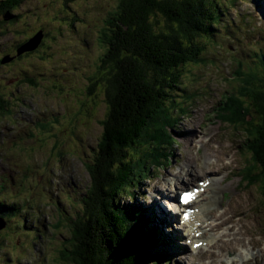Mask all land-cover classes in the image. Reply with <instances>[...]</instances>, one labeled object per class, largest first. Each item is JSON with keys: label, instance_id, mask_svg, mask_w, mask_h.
<instances>
[{"label": "rangeland", "instance_id": "rangeland-1", "mask_svg": "<svg viewBox=\"0 0 264 264\" xmlns=\"http://www.w3.org/2000/svg\"><path fill=\"white\" fill-rule=\"evenodd\" d=\"M221 1L224 14L219 27L213 30L216 35L208 41L202 40L205 44L202 60L188 63L177 72L179 86L169 95V100L180 102L186 108L183 113L172 111L173 117H180L167 128L174 136V144H164L161 149L163 154L169 153V162L164 155L163 165L153 169L150 176L132 189V205L137 202L140 208L141 203L154 209L156 206L158 210L148 216L152 219L151 226L162 235L149 250L150 260L154 255H163L157 260L159 264H203L204 258L210 264H225L222 260L225 255L240 257L242 262L238 238L228 243L233 246L223 256L201 251L203 255L192 257L189 252L198 249L193 247L195 242L187 237L173 241L170 238L174 234L168 238L163 236L185 225L174 221L164 225V229L160 213L164 211L170 218H176V212L170 211L176 210L172 203L179 191L205 181L206 173L218 171L212 168L215 165L206 169L205 156L211 149L206 144L209 138L212 144L213 139L222 142L227 150L224 153L231 149L232 153L226 155L232 165L230 171L213 176L211 188H217V193L207 187V192L192 208L196 209L199 220L208 219L205 209L209 204L219 208L231 204L237 212L241 210L246 234L258 242L256 249H247L245 254L250 258L255 254L259 262H264V195L259 185L248 181L251 160L246 133L242 127L236 130L216 116L226 103L224 94L234 92L238 86L230 80L236 64L242 62L245 70L259 66L256 55L264 54V3ZM118 2L22 0L20 6L9 11L15 20L0 11V103L3 105L0 108V165L5 166L0 170V200L7 202L0 203V217L7 221L6 228L0 232V264H72L67 259L71 225L91 184L88 165L98 150L103 132L101 120L108 111L104 96L107 68L104 78L98 80L99 58L106 50L102 31ZM158 18L156 25L162 27L164 17ZM40 26L49 30L45 33L47 39L32 55L14 63H1L4 54L15 53L25 36H32ZM93 81L98 82L89 95L87 91ZM186 98L192 99L186 103ZM250 114L258 120L253 110ZM196 136H202L197 145L192 139ZM186 165L190 170L188 175ZM179 171L184 180L174 178ZM163 188H167L164 196L160 194ZM239 191L238 202L233 203L232 198ZM130 199L125 195L119 203L128 205ZM13 203L18 205L17 210H9ZM250 212L255 217L247 214ZM205 239L201 240L206 242L201 247L208 250L216 238L208 233Z\"/></svg>", "mask_w": 264, "mask_h": 264}, {"label": "trees", "instance_id": "trees-1", "mask_svg": "<svg viewBox=\"0 0 264 264\" xmlns=\"http://www.w3.org/2000/svg\"><path fill=\"white\" fill-rule=\"evenodd\" d=\"M21 2L0 0V11L8 16ZM223 4L221 0H119L110 13L102 31L106 50L99 58L98 72L100 80L107 68L104 96L108 111L101 120L98 150L88 165L91 184L71 225L67 259L72 264H159L163 255L150 260L149 250L162 235L151 226L147 210L137 202L132 205V189L163 165L164 155L165 160L169 157L161 149L174 144L167 128L180 117H173L172 111L186 109L169 100L180 83L177 72L202 60V40L216 35L213 30L221 23ZM159 16L165 20L162 27L156 25ZM39 30L45 41L49 30L43 26ZM32 36H25L18 47ZM256 59L259 66L248 70L242 62L236 64L230 80L238 86L224 94L226 103L216 116L236 130L244 129L251 160L248 181L259 185L264 195V54ZM97 82L93 81L87 94L95 91ZM125 195L131 197L128 205L119 203ZM10 206L2 207L18 208L15 203Z\"/></svg>", "mask_w": 264, "mask_h": 264}, {"label": "bare ground", "instance_id": "bare-ground-1", "mask_svg": "<svg viewBox=\"0 0 264 264\" xmlns=\"http://www.w3.org/2000/svg\"><path fill=\"white\" fill-rule=\"evenodd\" d=\"M259 2L264 3V0H259ZM190 133H191V136H193V132H190ZM199 133H201V135H203V138L206 137V135H204L205 133H203V132H199ZM192 139L194 140L195 145H197L199 143V141L202 140V136H196V138L194 137ZM210 140L211 139L209 138L206 141V144L210 145V147H211V149L208 147L209 151L206 153V156H205L206 169H209L210 165H215V167H212V168L217 169L218 171L217 172H208L205 175L212 182L213 176H217V175H219L221 173L223 174L225 171H230L229 169H230L232 163L230 162L229 158L227 160V155L226 154L227 153H232V152H231V149H230L227 153H224L227 150H226V147H223V143L222 142L219 143V141H215L213 139L212 142L214 144H212ZM215 142H217V144ZM223 155H226L225 160L223 158ZM207 157H209L208 161H210V163L207 161ZM189 171H190L189 167H188V165H186L187 175L189 174ZM181 173H182V171H179L178 173H176L174 178L176 180H179V178H182ZM184 179L185 178H182V180H184ZM221 186H222V184H221ZM208 187L210 188V190H213V191H215V193H217V188H215V187L211 188V185L208 186ZM221 188L223 190V187H221ZM166 191H167V188H163L162 190H160V194L162 196H164V195H166ZM206 192H207V190H205L204 194ZM226 193H227V191H226ZM226 193L223 192V195H225ZM239 196H240V191L235 194L234 198H232V202L233 203H237ZM230 198H231V194H229V199ZM156 203L159 206H161L160 202L157 201V199H156ZM211 203L213 204V202H211ZM144 206H146V205H144ZM224 206H228V207H224ZM234 206H236V205H234ZM147 207H145V208H146V210L149 211V212H147L148 215H149V213H151V211L158 212L156 206H155V209L152 206H150V205H147ZM220 209H222V210H220ZM162 210H163V208H161L159 211L161 212ZM240 211L237 212V210L233 209L231 207V204L230 205L223 204L222 208H219L217 206H211L209 204V206L205 209V215L208 217V219L199 220L198 217L197 218L192 217L191 220L187 221V224L189 225V227H190L189 229H190L191 232H193L194 234L196 232H202L203 233V236L202 237H198L195 240V242H199L201 240H204L205 239V235L208 234V233H213L215 235V238H216L215 242L208 248V250H203L202 249L203 247H200L198 250L189 252V255L194 257L193 255H196V254L197 255H199V254L203 255L204 253H201V251H204V252H208L209 251V255L223 256L224 253H225V250H227L228 248H231L233 246V245L228 244V243H231V241L233 239H235V238L237 239L238 238V239H241V240H238L241 243L237 247L239 249L238 253L240 254V256L242 258L241 259L242 262L239 260L240 257L238 258L236 256L225 255L222 258L224 263L225 264H264V262H259L258 261L257 255L252 254V258H250L249 256H247L245 254V253L248 252V250L256 249L255 246L258 244V242L253 240L251 236L246 234V232H245L246 229L244 228V221H243V218L241 217L242 213ZM247 214H250V217H255V215L252 214L251 212L247 213ZM160 216L163 218L162 219V226L163 227H164V225L168 226V225H170V223H173L175 221V217L174 218H170V216L167 214V212L163 211V213H160ZM178 223H179V220H178ZM164 229H165V227H164ZM204 229H207V230L204 231ZM170 234H174V237L170 238L173 241H174L175 238L182 239V238L187 237V235H189V233L184 231V227H180L177 231H174V233L172 231H168V232L164 233L163 236L168 238V235H170ZM194 238L195 237H193V239ZM249 239H250V242H248ZM233 250H234V248H233ZM228 254H229V251H228ZM194 262H195V260H194ZM202 262H203V264H210V263H208L206 261L205 258H204V261H202ZM220 264H222V263H220Z\"/></svg>", "mask_w": 264, "mask_h": 264}, {"label": "water", "instance_id": "water-1", "mask_svg": "<svg viewBox=\"0 0 264 264\" xmlns=\"http://www.w3.org/2000/svg\"><path fill=\"white\" fill-rule=\"evenodd\" d=\"M44 37V33L42 30L37 31L30 39L23 42L17 50V55L20 56L25 52L33 51L37 49ZM15 57H11L10 55H6L1 59L2 64H6L11 62ZM5 227V222L3 219H0V230Z\"/></svg>", "mask_w": 264, "mask_h": 264}, {"label": "flooded vegetation", "instance_id": "flooded-vegetation-1", "mask_svg": "<svg viewBox=\"0 0 264 264\" xmlns=\"http://www.w3.org/2000/svg\"><path fill=\"white\" fill-rule=\"evenodd\" d=\"M17 50H18V47H17V49L15 50V53H7V54H10L11 56H16V59H14L12 62H10V63H14L15 61H17L19 58H23V57H26V56H30V55H32V53H34V52H27V53H24V54H22V55H20V56H18L17 57ZM4 230V229H3ZM3 230H1V231H3ZM0 231V232H1Z\"/></svg>", "mask_w": 264, "mask_h": 264}, {"label": "snow or ice", "instance_id": "snow-or-ice-1", "mask_svg": "<svg viewBox=\"0 0 264 264\" xmlns=\"http://www.w3.org/2000/svg\"><path fill=\"white\" fill-rule=\"evenodd\" d=\"M188 198H189V197H187V196H185V197H184V199H185V202L187 201V199H188Z\"/></svg>", "mask_w": 264, "mask_h": 264}]
</instances>
